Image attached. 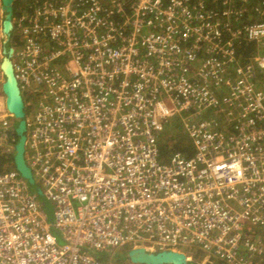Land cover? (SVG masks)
<instances>
[{"label":"built area","instance_id":"obj_1","mask_svg":"<svg viewBox=\"0 0 264 264\" xmlns=\"http://www.w3.org/2000/svg\"><path fill=\"white\" fill-rule=\"evenodd\" d=\"M10 37L43 196L0 167V264H110L124 247L264 264V0H28ZM167 130L192 156L162 157Z\"/></svg>","mask_w":264,"mask_h":264},{"label":"water","instance_id":"obj_2","mask_svg":"<svg viewBox=\"0 0 264 264\" xmlns=\"http://www.w3.org/2000/svg\"><path fill=\"white\" fill-rule=\"evenodd\" d=\"M3 10L5 11V21L3 23L4 42L9 41L12 30V19L14 15V0H1ZM14 52L13 48L5 49L4 58L1 63V70L5 76V82L2 85V91L5 96L7 110L19 120L16 133L19 141L16 145L15 166L18 172L28 180L31 185L35 181L31 169L25 161V142H26V122L25 106L14 75L11 57ZM42 194L41 190H38ZM129 258L132 264H188L186 257L177 251L150 252L145 249H132L129 252Z\"/></svg>","mask_w":264,"mask_h":264},{"label":"trees","instance_id":"obj_3","mask_svg":"<svg viewBox=\"0 0 264 264\" xmlns=\"http://www.w3.org/2000/svg\"><path fill=\"white\" fill-rule=\"evenodd\" d=\"M16 8L17 7H16V0H15V7H14V12L15 13L17 11ZM210 8H212V6ZM216 10H218V9H216ZM218 12H220V11H218ZM248 15H249V13H248ZM248 15H247V17H248ZM251 18L252 17L249 16V19L248 20L251 21L252 20ZM244 22H246V21H244ZM12 43H13V40L10 37L9 38V42L7 44H11V47H13L12 46ZM238 51H239V54L241 56V59L243 60V62H245L253 54L256 53V48L253 45H249V46L240 45V46H238ZM18 123H19V121H18ZM18 123H17V126H18ZM15 136H16V140L18 142L19 141V136L17 135V133H15ZM173 140H175V141L173 142ZM160 149H161L162 157L164 159H168L169 158V155L174 154V153H178V152L181 153V154H183L186 157L192 156V154H193L192 148H191V146L189 144V140H188L186 134H184L182 131H179L178 132V135H177L176 138L167 139V141H165V143L162 142V144L160 146ZM5 163H8L9 166L14 165V158H12V159H5V158L2 157L0 159V167L2 168ZM44 205H46V203ZM130 250L131 249H129L127 247H124V248L115 250L113 252V254L118 259L119 258L120 259H123V258H125V256L122 255V254H125V255L128 254V257H129V251ZM188 264H193V263L188 262Z\"/></svg>","mask_w":264,"mask_h":264},{"label":"rangeland","instance_id":"obj_4","mask_svg":"<svg viewBox=\"0 0 264 264\" xmlns=\"http://www.w3.org/2000/svg\"><path fill=\"white\" fill-rule=\"evenodd\" d=\"M27 2H28V0H16V7H17L16 8V10H17L16 11V14L18 13V8L20 9L21 7H23L24 5H26ZM13 6L15 7V0H14V5ZM14 14H15V12H14ZM5 15H6L5 14V11L4 10L1 11V9H0V42H1L2 45L4 44L3 23L5 21ZM12 45L13 46L15 45L14 40H13ZM4 47H5V44H4ZM6 47H7V49H10L11 48V44H7ZM263 49H264V46L261 47L260 49H258L257 51H261ZM1 63H2V59H1ZM176 125H179L178 122H177V120L174 121V126H176ZM176 134H177V132H176ZM176 134H174V131H172V130H167L164 133L163 137H160V138H166V139L176 138L177 137ZM174 141L175 140H173V142ZM163 142L165 143V140ZM31 188H32V190L34 192H38L37 187L35 185H32ZM40 201L41 202H45V200H44V198L42 196H40ZM45 213L48 216L49 222H52L53 221V207H52V205L50 203H46V205H45ZM57 235H58L59 244H63V240H62L61 236L58 233H57ZM122 255H124L125 258H123V259H120L119 258L118 259L117 257H115L114 254H111L108 259H103V260H105L106 263H110V264H132L131 261H130V259H129V257H128V254L127 255L122 254Z\"/></svg>","mask_w":264,"mask_h":264},{"label":"flooded vegetation","instance_id":"obj_5","mask_svg":"<svg viewBox=\"0 0 264 264\" xmlns=\"http://www.w3.org/2000/svg\"><path fill=\"white\" fill-rule=\"evenodd\" d=\"M16 154V153H15ZM13 158H15V156L13 157ZM13 166V168L15 167L16 168V166H15V160H14V165H12ZM17 170V169H16ZM18 171V170H17ZM21 175V174H20ZM22 176V175H21ZM23 177V176H22ZM24 178V177H23ZM27 180V179H26ZM28 181V180H27ZM29 183V182H28ZM30 184V183H29ZM34 185H35V183H34ZM30 186H32L31 184H30Z\"/></svg>","mask_w":264,"mask_h":264},{"label":"clouds","instance_id":"obj_6","mask_svg":"<svg viewBox=\"0 0 264 264\" xmlns=\"http://www.w3.org/2000/svg\"><path fill=\"white\" fill-rule=\"evenodd\" d=\"M9 38H10V36H9ZM8 42H9V41H8ZM8 42H7V43H8ZM4 43H5V42H4ZM7 43H5V49H7V47H6ZM7 50H9V49H7ZM17 143H18V142H17ZM16 145H17V144H16ZM117 250H118V249H117ZM130 251H131V250H130ZM130 251H129V252H130ZM129 259H130V258H129Z\"/></svg>","mask_w":264,"mask_h":264},{"label":"bare ground","instance_id":"obj_7","mask_svg":"<svg viewBox=\"0 0 264 264\" xmlns=\"http://www.w3.org/2000/svg\"><path fill=\"white\" fill-rule=\"evenodd\" d=\"M43 209L45 210V205L43 206ZM112 257V256H111Z\"/></svg>","mask_w":264,"mask_h":264}]
</instances>
